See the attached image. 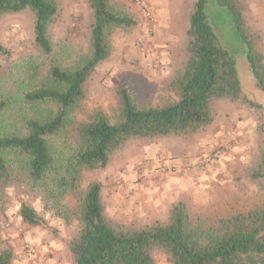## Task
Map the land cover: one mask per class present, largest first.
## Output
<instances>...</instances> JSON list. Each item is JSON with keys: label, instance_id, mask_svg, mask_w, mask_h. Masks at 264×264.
I'll use <instances>...</instances> for the list:
<instances>
[{"label": "rangeland", "instance_id": "374dc122", "mask_svg": "<svg viewBox=\"0 0 264 264\" xmlns=\"http://www.w3.org/2000/svg\"><path fill=\"white\" fill-rule=\"evenodd\" d=\"M235 1L255 47L264 53V24L259 19L261 15L264 18L263 7L257 4L258 0ZM56 2L58 13L48 25L53 44L51 55H44L34 42V14L30 9L0 17V44L7 50V54L0 52V94L12 101L1 119L7 131H21L26 116L46 118L55 112L52 104L29 106L24 100V91L43 78L40 69L55 63L71 68L89 55L93 20L89 0ZM194 2L110 0L113 7L125 9L135 24L111 30L110 54L86 80L84 98L70 111L62 132L53 137L56 149L70 154L76 125L94 113H103L112 123L117 121L121 108L119 91L124 86L139 107H159L176 99L172 80L182 71L187 59V30ZM224 20L226 25L220 38L236 60L242 89L249 88L255 83L246 48L225 15ZM244 94L246 102L215 101L213 122L193 135L132 138L111 154L106 166L85 168L82 187L92 181L99 182L110 225L127 228L165 223L172 204L177 201L187 203L194 219L211 221L234 212L264 209V108L250 104L251 96L246 90ZM246 117L259 118L263 134L260 159L256 158L250 174L256 177L253 178L256 190L249 186V181L246 185L240 183L242 176L244 180L249 176L240 165L235 169L237 182L233 184L224 182L223 171L217 174L216 183L212 178L216 168L225 167L231 143L238 152L241 148V138L231 139L226 129L232 128L240 135ZM23 168L19 162L11 184L0 191V252L11 251L10 264H74L69 241L80 229L77 217L71 214L67 223L49 209ZM242 190L246 193L243 200L239 195ZM226 200L235 201L233 204L239 210H232ZM23 203L45 221L39 225L27 224L19 213ZM64 204L71 212L76 199L67 195ZM152 254L156 264H170L169 255L163 250L155 249Z\"/></svg>", "mask_w": 264, "mask_h": 264}, {"label": "trees", "instance_id": "16d2710c", "mask_svg": "<svg viewBox=\"0 0 264 264\" xmlns=\"http://www.w3.org/2000/svg\"><path fill=\"white\" fill-rule=\"evenodd\" d=\"M93 10L90 52L80 63L65 69L52 64L40 71L24 91L29 106L52 104L56 110L46 118L26 116L21 131H7L1 119L12 101L0 94V191L9 186L20 162L27 179L41 191L44 201L67 223L77 217L80 229L69 241L74 264H156L152 252L161 249L170 264H264V209L234 212L211 221L193 218L184 201L172 204L168 220L142 227L114 228L105 214L99 182L82 187V172L108 164L111 154L132 138L169 135L190 136L214 120V102H246L236 60L220 34L224 15L244 44L255 86L264 92V53L247 32L235 0H195L189 15L187 59L172 80L176 99L159 107H139L127 87L120 95V115L110 122L101 112L79 122L70 154L56 149L52 139L61 133L70 111L84 98V83L110 54L109 34L115 27L129 28L134 19L110 0H89ZM30 9L34 14L33 39L44 55L53 44L48 25L58 13L56 0H0V17ZM0 52L7 54L0 44ZM260 107L255 102H249ZM76 199L72 211L64 204ZM19 213L29 225L45 220L23 203ZM72 214V215H71ZM10 250L0 252V264H10Z\"/></svg>", "mask_w": 264, "mask_h": 264}, {"label": "crops", "instance_id": "0c3cea01", "mask_svg": "<svg viewBox=\"0 0 264 264\" xmlns=\"http://www.w3.org/2000/svg\"><path fill=\"white\" fill-rule=\"evenodd\" d=\"M257 4L262 6L264 10V0H258ZM259 19H261L264 24V18L262 15L261 17L259 16ZM245 90L251 96L252 101H255L257 104H260L263 109L264 108V92H262V90H260L253 84L249 86V88H243L244 93H245ZM243 120H245V122H243V127L240 129V135L238 131L236 132V130L232 128L231 129L228 128L225 131L229 136H231V139H236L239 137L241 138L242 143H241L240 151L238 152V150L235 148L234 143L232 142L231 147H230V152L226 156L228 158V161L226 162L225 167L222 166L220 170L216 168V170L213 171L214 176L212 178H214V183H216L217 174L223 171L224 176H225L224 182H226L227 184H233L234 181L237 180L235 169L237 168V165H240L241 166L240 168L244 170V173H249V176L246 177L247 180H244L243 177L245 176L241 177L240 183H242V185L243 184L246 185L248 184L247 181H249V186H252V189L256 190V187L253 186L255 184L253 182L254 181L253 178H256V177L252 178L250 174L253 173L251 171L254 165H256V158L259 157L260 159V155H261L260 137L261 135H263L261 134V127H260L261 120L259 118H249V117H246ZM263 154H264V151L262 153V159H263ZM258 165H259V162H257V166ZM125 179L126 177H123V180ZM239 195L243 200L244 196H246L245 190H242ZM226 202L229 203V206L232 208V210H239L237 205L233 204L235 201L226 200Z\"/></svg>", "mask_w": 264, "mask_h": 264}]
</instances>
